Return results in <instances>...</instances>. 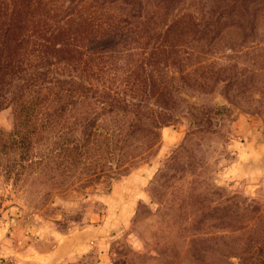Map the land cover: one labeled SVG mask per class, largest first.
<instances>
[{
    "label": "rangeland",
    "instance_id": "1",
    "mask_svg": "<svg viewBox=\"0 0 264 264\" xmlns=\"http://www.w3.org/2000/svg\"><path fill=\"white\" fill-rule=\"evenodd\" d=\"M241 23L225 34L233 50L217 54L230 58L213 65L221 80L182 95L219 113L203 129L184 118L161 127L118 175L79 161L73 144L67 157L75 133L15 127L12 109L1 110L0 226L34 255L73 235L91 242L79 264H260L264 17ZM171 156L174 178L162 181Z\"/></svg>",
    "mask_w": 264,
    "mask_h": 264
},
{
    "label": "trees",
    "instance_id": "2",
    "mask_svg": "<svg viewBox=\"0 0 264 264\" xmlns=\"http://www.w3.org/2000/svg\"><path fill=\"white\" fill-rule=\"evenodd\" d=\"M259 17L260 0H0V111L12 109L15 127L75 133L67 157L73 144L79 161L118 175L161 127L203 129L219 113L182 95L221 80L226 32Z\"/></svg>",
    "mask_w": 264,
    "mask_h": 264
},
{
    "label": "crops",
    "instance_id": "3",
    "mask_svg": "<svg viewBox=\"0 0 264 264\" xmlns=\"http://www.w3.org/2000/svg\"><path fill=\"white\" fill-rule=\"evenodd\" d=\"M9 226H0V264H79L82 255L91 246V242H82L73 235L59 241L50 252L34 255L28 248L25 249L26 244L8 235ZM63 247L66 248L63 250Z\"/></svg>",
    "mask_w": 264,
    "mask_h": 264
}]
</instances>
